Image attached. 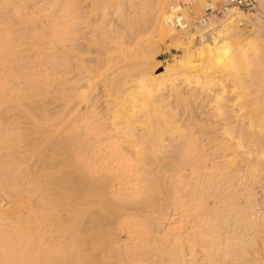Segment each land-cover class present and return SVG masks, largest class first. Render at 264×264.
Listing matches in <instances>:
<instances>
[{"label":"bare ground","instance_id":"obj_1","mask_svg":"<svg viewBox=\"0 0 264 264\" xmlns=\"http://www.w3.org/2000/svg\"><path fill=\"white\" fill-rule=\"evenodd\" d=\"M171 2L0 0V264H264L256 57L213 39L225 59L202 75L203 38L150 72Z\"/></svg>","mask_w":264,"mask_h":264},{"label":"rangeland","instance_id":"obj_2","mask_svg":"<svg viewBox=\"0 0 264 264\" xmlns=\"http://www.w3.org/2000/svg\"><path fill=\"white\" fill-rule=\"evenodd\" d=\"M182 1L186 5V9L184 10V14H185L186 20L190 23V27L186 30H183V31L175 30L174 32H175L176 36H172V31L169 30L170 31V32L168 31L169 33L165 32L164 35L162 34L163 36L160 35V37L157 38V40L159 42L158 47H156L157 49H155V48L152 49L153 54L151 53L152 59H150L151 65H150V63L148 64L149 65L148 67H150V68H148V70L150 72H154V74H156V75L163 73L165 66L171 67L173 64L175 65V63H177V61H179L178 58L181 59L182 57L188 56L187 54L190 53V51H188L189 45H198V44L200 45V44H206L207 43L211 48H213L215 50V52H213L214 50L212 51V54H214V57L211 54L212 56L210 58L211 59L210 62H207V64L204 65V67H202V66L197 67L196 70L198 71V69H199V71L201 72L202 75L204 74V72L207 74H210V73H212L213 68H215V69H213V72L217 71L218 67H219V69H221L220 68L221 64L219 61H221L222 57L225 59V56L222 55V53H221V57H219L220 51H219V53L217 51L218 50L217 47H219V46L214 43V40H217V41H219V40H225L226 41L227 40L226 43H229V46H233L235 43H240L242 46H244L246 48V50L250 56L256 57L255 59H253L251 65L248 67L250 75H249V77H247V79L249 78L248 80L253 81V82H255V81L259 82L260 79L264 80V46L261 47L260 41L254 37V34H256L255 32H252V33L250 32V35L248 37H246V39L238 40L235 37V35H236L235 33H237V32H236V30H234L235 26H236V24L234 23V20H237L239 18L240 20L242 19V20L250 21L251 23L252 22H254V23L258 22L259 27L262 29L261 30L260 28H258V32L260 33V31H263L264 30V0H255L257 2V7L255 10L249 11V12L248 11L243 12L239 9H236L233 7H228L220 15H212L211 18L206 22L205 25H203V23H200L199 18L203 15V11L205 10L206 7H212L215 9L216 6L218 5V1L217 0H213V1L212 0H182ZM170 2H171V4H173V0H170ZM171 6L172 5H170V7ZM223 26H224L225 31L227 32V34H224V36L222 35L223 33H219V34L217 33L218 28L221 29V27H223ZM226 26H227V29H226ZM233 31H235V33ZM148 32H147V34L142 35L141 38L143 40H147L149 38L151 39L152 37H156L158 35L156 30H153V29L151 31L149 30ZM199 34L202 37H200ZM229 34H230V36H229ZM228 37H230V38H228ZM203 38L205 39V41L207 40L206 43H205ZM253 42H256V44H252ZM231 49L232 48H230V50ZM217 53L219 55H217ZM215 55H217L219 57V59H216L218 57L215 58ZM174 58L176 60H174ZM212 59L216 60V62H214V63L216 64L218 62L219 65L218 64L215 65L213 63ZM155 62H159L161 64L160 65H159V63L155 64ZM211 63H213V64H211ZM153 65H155V66H153ZM157 66H158V68H157ZM155 67H156V69H155ZM207 68L210 69L209 72H208ZM177 70H179V69H177ZM175 72L177 73L178 71H175ZM175 72L173 71V73H175ZM190 74L191 73H189V75L184 74L183 77L186 76V78L184 77V78H181L179 80H175L176 82L175 81L174 82L176 83V85L180 86L182 84L181 86H184V84L192 82L193 77L195 78L194 74H196V73H194L192 75H190ZM218 74L220 75L221 73H218ZM219 75H217V74L215 75V76H217L216 77L217 79H220V78H222L220 80L226 79V77L225 78L223 77V74L220 75V78H219ZM204 76H206V75H204ZM189 77H190V79H189ZM209 78L210 77H208L207 79H209ZM186 79L188 82H186ZM194 80L195 79H193V81ZM212 80L213 81L215 80V81L213 83H210L209 85H213L215 82L219 81V80L214 79V77H213L211 79V81H209V82H212ZM218 84L213 85L216 88H214L212 86L213 87L212 90H214V91L211 90V86H210V89H208V90H211V92L207 91L208 96L214 95L215 90L217 92H218V90L219 91L221 90L222 87L219 88V86H222V85L219 84V86H218ZM223 84H226V83H223ZM260 95L263 96L262 98H264V83H263V88L260 91ZM196 96H198L197 93L194 96L188 94V96H186V98L190 101L191 99H193ZM249 96H250L249 98H255L256 97L254 93L249 95ZM200 98L207 99L208 97H207V94H205V95H201ZM225 100L222 102V104L224 105L223 107H225V104H226V107H225L226 109L229 110V108H230V110H235V111L237 110V108L233 107V106L235 104L239 103V101H240L239 98H236V96L232 95V96L227 97V99L225 98ZM229 101H231L232 103H230ZM250 102H251V100H250ZM227 105H228V108H227ZM207 107H206V109H203V110L208 111V112H217V109L220 108L221 106L218 105L217 102L216 103L213 102L210 106H208V104H207ZM255 108H257V107H255ZM243 113H245V110H243L241 112V114H243ZM213 114L215 115L217 113H213ZM234 114H236V112H234Z\"/></svg>","mask_w":264,"mask_h":264},{"label":"built area","instance_id":"obj_3","mask_svg":"<svg viewBox=\"0 0 264 264\" xmlns=\"http://www.w3.org/2000/svg\"><path fill=\"white\" fill-rule=\"evenodd\" d=\"M216 8L206 7L203 15L199 18L200 23L206 24L212 15H220L228 7H233L241 11H253L257 7L255 0H217ZM171 10L168 14V25L178 31L186 30L190 27V23L186 20L184 10L186 5L182 0H173Z\"/></svg>","mask_w":264,"mask_h":264}]
</instances>
